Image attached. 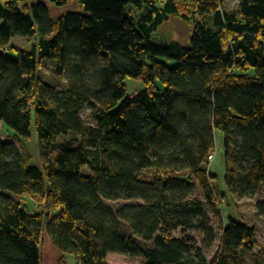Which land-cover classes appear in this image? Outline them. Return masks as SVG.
<instances>
[{"label":"trees","instance_id":"obj_1","mask_svg":"<svg viewBox=\"0 0 264 264\" xmlns=\"http://www.w3.org/2000/svg\"><path fill=\"white\" fill-rule=\"evenodd\" d=\"M48 1L82 11L53 19L38 0L0 3V124L14 132L0 137V264H43L45 236L62 264H247L256 229L223 223L209 156L219 135L229 192L264 188V0L236 11L225 0ZM174 21L189 26L185 42L168 37ZM47 60L66 90L41 79ZM127 78L145 88L128 93ZM32 137L40 165L22 141ZM206 207L222 231L212 259Z\"/></svg>","mask_w":264,"mask_h":264},{"label":"rangeland","instance_id":"obj_2","mask_svg":"<svg viewBox=\"0 0 264 264\" xmlns=\"http://www.w3.org/2000/svg\"><path fill=\"white\" fill-rule=\"evenodd\" d=\"M37 1V0H35ZM45 3L50 8L51 17L56 19L62 15H65L69 11H82L81 7H76V5L72 2L69 4L58 7L54 5L52 2L48 0H38ZM241 0H225V9L230 11H236L239 8ZM4 2V0H0V3ZM175 25H173V32L169 33L168 37L170 39H176L180 42H185V37L187 33H189V26L186 24H179L178 21H174ZM3 24V20H0V26ZM15 46L20 49H24L26 51H31V43L27 38L23 37H15L11 42V47ZM164 62L169 65H176L177 62L168 61L166 59H162ZM56 62L47 60L42 63L39 67L38 72L41 79L49 84L58 86L60 89L66 90L67 83L65 80L58 78L54 71L56 70ZM125 85L128 93L136 95L137 92L143 90L145 88L142 82H136L130 78L125 79ZM90 115V110L86 109L83 112V116L88 120ZM90 124H93L92 121L89 120ZM14 132L12 130H8L0 124V137L5 140H12L14 138ZM25 144V147L28 153L32 157V163L40 165L42 162V158L39 155L37 148V141L34 137L30 140H22ZM217 145H218V155L214 162L212 163L211 170L214 174H216L215 184H219L220 189L222 191H226V195L224 196V200L222 203V214L224 217L223 223L229 222V219L233 218L239 222L245 223L250 227H254L256 229V238L258 241V247L254 251L253 254L247 256V264H263L264 262V217L259 216L257 211L258 202L264 201V188H260L254 194H248L247 196L240 197L239 194L232 195L226 187L225 183V163H224V154L223 147L221 144L220 136H217ZM156 170L150 169L143 172V175H153ZM194 197L199 198L203 201L205 199L202 196L201 190L198 188L194 194ZM27 203L29 206H34V202L27 199ZM131 203V202H129ZM108 206H112L116 209H120L123 206H126L128 202H107ZM206 210L212 220L213 227L215 228V232L217 235V240L211 250L207 251V256L209 259H212L214 255L217 253L219 246L221 244L222 239V231L219 228L218 221L216 220L214 214L210 210L209 207H206ZM192 234L195 236L197 241L201 244L204 238V235L201 231L193 230ZM44 260L43 264H62L61 259L62 256L56 250L51 248L49 238L45 236L44 238ZM67 261V264H79L77 257L66 256L64 257ZM108 262L110 264H142V259H135L125 255L118 254H110L108 256Z\"/></svg>","mask_w":264,"mask_h":264},{"label":"built area","instance_id":"obj_3","mask_svg":"<svg viewBox=\"0 0 264 264\" xmlns=\"http://www.w3.org/2000/svg\"><path fill=\"white\" fill-rule=\"evenodd\" d=\"M216 157H217V151H215L212 154H210V156H209V162H210V164H212L214 162V160L216 159Z\"/></svg>","mask_w":264,"mask_h":264}]
</instances>
